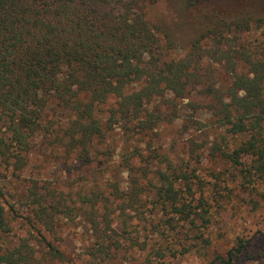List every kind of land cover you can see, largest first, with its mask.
Listing matches in <instances>:
<instances>
[{
    "label": "trees",
    "instance_id": "1",
    "mask_svg": "<svg viewBox=\"0 0 264 264\" xmlns=\"http://www.w3.org/2000/svg\"><path fill=\"white\" fill-rule=\"evenodd\" d=\"M156 1L0 0V120L5 127L4 131L0 127V161L5 168L20 174L27 166L37 131L43 133L51 155L76 160L79 171L100 155L113 152L97 144L107 141L111 146L109 138L117 132L116 122L124 121L127 141H136L125 143L122 155L132 170L126 187L106 169L96 170L100 175L93 185L78 181L67 186L31 177L33 217L27 219L41 239L37 246L29 237L9 243L0 252V264H42L43 257L50 264H76L38 225L41 222L47 232L58 234L62 216L72 220L76 214L97 236V247L91 246L90 254L103 264L126 247L124 240L130 241L126 249L145 251L147 264H167V257L189 252L193 245L181 244L178 249L169 240L156 248L149 239L140 241L127 230L130 220L147 219L148 197L154 192L151 187L155 203L165 211L171 208L170 197L176 203L188 201L179 206L184 208L180 220L185 224L172 225L174 219L168 217L162 234L166 228L204 233L211 223L212 205L203 194L197 196L198 177L185 169V159L177 167L159 147L146 148L138 141L143 136L152 141L158 123L182 119L179 100L187 99L185 105L194 113L211 111L223 128L215 132L213 158L235 163L241 155L253 156L242 169V185L255 208L264 200L257 186L264 179V43L258 50L249 51L248 45L233 49L230 61L236 59L235 65L246 58L249 69L225 88L213 75V68L203 71L196 53L201 41L215 30L223 34L226 27L242 21L262 27L264 0H182L181 7L196 23L195 37L184 58L166 61L159 59L162 45L147 18L148 5ZM194 113L185 114V119L203 128L205 124ZM99 163L101 168L103 159ZM144 163L153 165V174L143 172ZM0 194L4 195L1 189ZM73 200L80 202L79 208ZM10 207L14 209L13 204ZM3 211L0 204V228L9 232ZM117 215L123 217V232L114 226ZM153 226L156 230L159 225ZM252 240L239 237L226 258L218 255L209 264H236Z\"/></svg>",
    "mask_w": 264,
    "mask_h": 264
},
{
    "label": "rangeland",
    "instance_id": "2",
    "mask_svg": "<svg viewBox=\"0 0 264 264\" xmlns=\"http://www.w3.org/2000/svg\"><path fill=\"white\" fill-rule=\"evenodd\" d=\"M181 6L182 0H157L147 7V18L156 29L162 45L158 51L161 61L182 59L190 51L191 41L196 33L194 31L196 23ZM262 43H264V24L258 28L254 22L242 21L226 27L223 34L220 30L213 31L201 41L200 51L196 53L200 55L203 71L210 67L213 68V75L220 86L225 88L232 83L234 77L249 69L245 63L246 58L235 65L236 59L230 61L233 49L241 45H248L250 51L251 48H260ZM152 57V55L147 56V59ZM194 94L197 96V93ZM179 101L182 119L172 123L167 122L168 124L165 125L158 123L156 125L158 129L153 131L152 141L150 136H143L138 141L146 148L151 145L159 147L177 167L181 165L182 159H185L187 164L185 169L190 170V173H194L198 177L200 187L196 186L197 196L200 193L203 194L207 198V202L212 205L211 223L208 228L203 229L204 233H198L196 229H193L187 234L185 229L175 232L173 228V230L166 228L167 232L162 234L164 223L169 224L166 221L168 217L174 219L172 225L185 224V220H180L184 216V208L179 206L181 203H188V201L183 199L176 203L170 197L168 206L171 208L165 211L160 207L161 204L155 203L156 197L153 194L155 190L154 187H151V192H154L150 193L148 197L147 219L139 221L136 218L132 220L133 222L130 220L127 230L130 231L131 237H138L140 241L145 238L149 239V244L151 246L155 244L156 248L159 245L164 247L166 241L169 240L178 249H181V244L193 245L192 249L185 254L178 255L176 258L167 257L165 260L167 264H209L218 255L226 258L228 251L238 245L239 237L248 240L253 238V240L251 246L236 261V264H264V200L257 196L255 199H260V202L259 206L255 208L251 201V194L242 185V169L252 161L253 156L241 155L235 163L217 157L213 158L211 147L215 132L223 130V128L216 124V118L211 111L200 109L194 113L185 105L187 99ZM190 113H194L193 117L202 121L205 126L200 128L198 124L187 121L184 116ZM3 125L0 120L2 131L5 129ZM126 125L124 121L115 123L117 132L109 138L112 142L111 146L106 144L107 141L103 144H97V141L92 143L97 144L105 151H113L100 155L104 161L101 168L99 167L100 158L96 159L94 164L84 166L79 171L80 168L76 164V160L68 159L59 153L55 156L51 155V149L40 131L32 136L29 161L20 174L18 172L14 174L12 168L6 169L5 163L0 161V189L4 193V195L0 194V204L4 208L2 217L8 222L9 229H11L7 232L5 228L4 230L0 228V252L9 243L18 244L27 237L34 245L39 244L37 241L41 237L37 230L29 225L27 219L33 217L32 203L29 197L31 177L53 180L67 186L78 181L84 185H93L97 182L95 176L100 175L96 170L99 169L98 172H101L106 169L113 174V179L120 181L122 186H128L132 170L128 169V164L125 165L122 155L125 152V143L128 145L136 143V141L131 138L127 141V137H125ZM237 142H239L238 139ZM161 165L164 168L167 166L162 159ZM152 169L153 165L143 164V172L145 170L153 174ZM257 186L259 191L264 193V179L258 180ZM73 202L76 204V208H79L80 202L78 200H73ZM11 204L14 205V209L10 207ZM114 221L115 228L119 232H123V217L117 215ZM156 223L159 226L155 230L153 225ZM38 225L43 232L47 233L48 239L52 240L76 264H103L90 254L92 250L89 248L97 247L98 240L90 224L81 215L76 214L72 220L70 217L62 216L57 224L58 234L47 232L46 226L41 222H38ZM204 238H208L210 242L207 243ZM124 241L126 247L130 245L129 240ZM126 247L117 253V257L115 254V259L107 264H147L145 251L137 247L133 249H126ZM45 258H42V264H50L49 259L47 263L44 262Z\"/></svg>",
    "mask_w": 264,
    "mask_h": 264
}]
</instances>
